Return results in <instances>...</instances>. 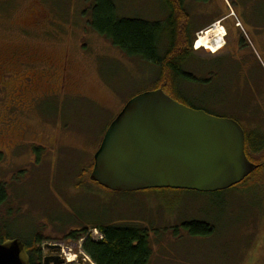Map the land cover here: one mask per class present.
Segmentation results:
<instances>
[{
  "label": "rangeland",
  "instance_id": "374dc122",
  "mask_svg": "<svg viewBox=\"0 0 264 264\" xmlns=\"http://www.w3.org/2000/svg\"><path fill=\"white\" fill-rule=\"evenodd\" d=\"M114 2L122 18L167 17L160 0ZM89 7L87 0H0V183L9 194L0 226L20 236L40 231L42 245H63L71 260L83 240L67 235L104 218L147 228L150 264H264V166L208 194L116 193L90 181L107 128L131 99L159 87L160 69L95 33ZM187 8L193 34L219 21L228 35L222 50L200 49L189 61L185 70L199 83L182 84L183 101L237 122L264 144V0L189 1ZM247 156L264 164V149ZM195 223L213 232L202 235Z\"/></svg>",
  "mask_w": 264,
  "mask_h": 264
},
{
  "label": "water",
  "instance_id": "95a60500",
  "mask_svg": "<svg viewBox=\"0 0 264 264\" xmlns=\"http://www.w3.org/2000/svg\"><path fill=\"white\" fill-rule=\"evenodd\" d=\"M257 169L237 122L194 110L156 90L130 100L111 123L90 179L116 193L208 194L242 184ZM0 264H31L26 245L20 239L0 244Z\"/></svg>",
  "mask_w": 264,
  "mask_h": 264
},
{
  "label": "trees",
  "instance_id": "16d2710c",
  "mask_svg": "<svg viewBox=\"0 0 264 264\" xmlns=\"http://www.w3.org/2000/svg\"><path fill=\"white\" fill-rule=\"evenodd\" d=\"M87 1L90 3V7L86 10L90 15L89 26L95 33L110 41L128 57L140 59L160 69L157 84L159 87L153 91L165 90L167 95L179 103L195 110L206 111L203 106L197 109L184 102L181 86L186 82L199 83L195 75L185 70L189 61L195 59L197 54L193 50L196 38L192 33V16L188 11L187 3L191 1L206 4L212 0H160L167 12L166 19L160 22L119 17L114 0ZM251 140L252 135L247 138V154L249 149L256 154L263 151V142L257 144L259 143L257 140L255 142ZM41 151L42 148H35L38 156L42 153ZM263 166L264 164L260 165L250 177L259 173ZM86 175L87 172H84L81 178L84 179ZM8 199L7 187L4 183H0V206ZM90 224L91 227L81 226L80 230L71 231L67 238L73 241L84 239L82 250L94 264L151 263L153 250L149 241L150 232L144 226L131 223L111 224L105 222L104 218ZM191 226L192 228L200 227L202 235L213 232L208 225L195 223ZM93 229L98 230L103 236L102 240H94L89 235L88 232ZM12 231L8 226H0V244L10 239H20L27 247L31 264H34L39 247L45 242L43 235L36 230L25 236L14 234Z\"/></svg>",
  "mask_w": 264,
  "mask_h": 264
},
{
  "label": "flooded vegetation",
  "instance_id": "af4514ba",
  "mask_svg": "<svg viewBox=\"0 0 264 264\" xmlns=\"http://www.w3.org/2000/svg\"><path fill=\"white\" fill-rule=\"evenodd\" d=\"M224 30V29H223ZM224 38L226 37V31L224 30ZM228 35V34H227ZM224 42V46H225V39L222 40ZM243 40L241 39V42H239V44H243L244 42H242ZM227 45V44H226ZM223 46V48H224ZM222 48V49H223ZM65 80L66 77L64 78L63 81V86L61 87L60 90V94L63 92L64 87H65ZM57 95L55 92H51L50 94H48L47 96H52V95ZM246 134V148H247V138L251 135L250 133ZM252 141L254 142V139H252ZM255 153V152H254ZM256 154V153H255ZM260 166V165H258ZM46 245V244H45ZM43 247H39V250L36 254V259L34 264H85L86 262L81 258V252H79L80 256H74L76 259L71 260L70 258L72 257L71 254L67 253L68 250H65L64 246L62 245V247L60 248V251L58 253V250H52V249H46L44 248V245H42ZM42 248L44 250H42ZM70 252H72L71 250H69Z\"/></svg>",
  "mask_w": 264,
  "mask_h": 264
},
{
  "label": "bare ground",
  "instance_id": "6f19581e",
  "mask_svg": "<svg viewBox=\"0 0 264 264\" xmlns=\"http://www.w3.org/2000/svg\"><path fill=\"white\" fill-rule=\"evenodd\" d=\"M224 28L221 24L217 23L214 27L208 29L206 32L199 35L196 42V49H206L212 53H217L222 50L224 42ZM226 36V35H225Z\"/></svg>",
  "mask_w": 264,
  "mask_h": 264
}]
</instances>
